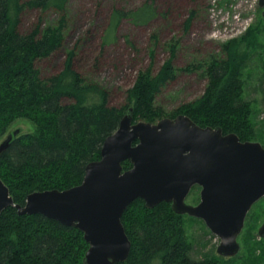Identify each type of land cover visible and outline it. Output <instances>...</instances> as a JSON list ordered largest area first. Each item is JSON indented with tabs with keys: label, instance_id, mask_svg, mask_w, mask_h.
<instances>
[{
	"label": "trees",
	"instance_id": "1",
	"mask_svg": "<svg viewBox=\"0 0 264 264\" xmlns=\"http://www.w3.org/2000/svg\"><path fill=\"white\" fill-rule=\"evenodd\" d=\"M61 0H0V137L17 118L37 125L36 133L14 137L0 156V178L15 204L23 205L34 190L65 189L79 184L86 164L100 157L105 137L114 132L132 107V121L156 122L179 113L200 126L221 127L240 140L250 139V105L242 97L241 42L253 46L252 30L222 46V56L211 55L184 70H201L206 85L200 97L167 114L156 105L158 93L176 78L175 44L158 70L139 71L122 106L110 103V94L85 82L75 66L74 54L66 55L62 68L42 76L39 62L62 45L61 26L28 32L19 28L24 8H61ZM149 6L125 13L137 23L149 20ZM124 14V13H121ZM177 113V114H176ZM167 115V116H166ZM123 167H131L124 161ZM121 221L131 240L125 262L117 264H218L190 255L183 226L168 202L147 208L141 198L124 211ZM88 243L83 232L42 214H21L15 206L0 214V264H84Z\"/></svg>",
	"mask_w": 264,
	"mask_h": 264
},
{
	"label": "rangeland",
	"instance_id": "2",
	"mask_svg": "<svg viewBox=\"0 0 264 264\" xmlns=\"http://www.w3.org/2000/svg\"><path fill=\"white\" fill-rule=\"evenodd\" d=\"M58 3L61 8H24L19 15L22 32L36 25L42 29L55 28L63 21L60 49L39 62L42 76L58 72L66 55L72 52L85 82L104 89L110 94L111 104L122 106L138 72L150 68L154 74L167 59L169 44L174 43L173 64L179 69L176 78L156 97V105L167 114L200 97L205 88L206 79L201 70H184L185 66L199 64L211 55L222 56L225 43L239 40L252 30L253 46H247L244 41L240 46L244 57L242 97L250 105L252 130L250 139L246 140L264 146V17L259 0H61ZM149 6L154 13L146 22L137 24L125 15ZM16 128H21V134L37 132L33 120L21 117L11 122L5 134ZM200 190L195 185L186 202H199ZM179 220L191 244L192 258H210L209 261L218 264L264 263V238L258 235L264 221V197L247 213L237 239L240 250L233 257L217 253L220 239L202 219L184 214L179 215Z\"/></svg>",
	"mask_w": 264,
	"mask_h": 264
},
{
	"label": "water",
	"instance_id": "3",
	"mask_svg": "<svg viewBox=\"0 0 264 264\" xmlns=\"http://www.w3.org/2000/svg\"><path fill=\"white\" fill-rule=\"evenodd\" d=\"M259 5L264 17V0ZM132 110L105 137L100 157L86 164L79 184L34 190L20 205L0 178V214L15 206L21 214L77 227L88 243L84 264H117L127 260L131 248L121 221L125 209L137 198L147 208L170 202L174 213L201 218L219 237L218 254L235 256L247 213L264 197V146L219 126H200L183 113L133 122ZM20 132L5 134L0 156ZM124 161L131 167L124 169ZM195 184L201 187L200 202L190 205L185 199ZM258 235L264 238V221Z\"/></svg>",
	"mask_w": 264,
	"mask_h": 264
},
{
	"label": "flooded vegetation",
	"instance_id": "4",
	"mask_svg": "<svg viewBox=\"0 0 264 264\" xmlns=\"http://www.w3.org/2000/svg\"><path fill=\"white\" fill-rule=\"evenodd\" d=\"M195 185H197V184H195ZM195 185H193L192 187H191V189H190V191L192 190V188L195 186ZM199 186V185H198ZM189 191V192H190ZM189 194V193H188ZM188 196V195H187ZM187 196H186V198H187ZM185 201H186V199H185ZM200 202V201H199ZM199 202H197L196 204H192V203H188V204H190V205H197ZM169 204H170V206H171V203L170 202H168ZM252 207H253V205H252ZM251 207V208H252ZM249 212V211H248ZM176 214V213H175ZM177 215H179V214H177ZM180 215H184V214H180ZM187 215V214H186ZM190 216V215H189ZM191 217H194V216H191ZM197 218V217H196ZM201 219V218H200Z\"/></svg>",
	"mask_w": 264,
	"mask_h": 264
}]
</instances>
